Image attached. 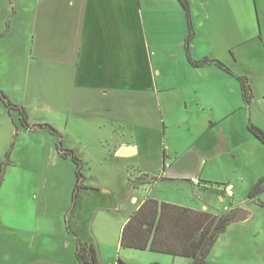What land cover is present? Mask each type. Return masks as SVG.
<instances>
[{
  "label": "crops",
  "instance_id": "crops-1",
  "mask_svg": "<svg viewBox=\"0 0 264 264\" xmlns=\"http://www.w3.org/2000/svg\"><path fill=\"white\" fill-rule=\"evenodd\" d=\"M187 2L189 14L180 0H0L3 92L24 106L31 123L57 118L63 146L75 151L84 170L93 167V157L102 152L126 163L124 190H101L86 177L69 217L77 237L96 244L101 263L113 246L115 252L128 248L121 245L124 226L148 197L217 215L242 207L249 213L241 221L252 225L257 235L264 231V208L249 197L264 176V144L249 129L253 123L264 131V0ZM188 15L194 30L191 56L221 60L234 75L214 63L191 64L186 53ZM238 75L249 79L254 94L249 104L243 100ZM15 125L20 134L0 184V240L10 247L13 231L26 229L15 206L16 192L22 193L28 217L42 216L43 208V219L48 215L40 201L37 207L30 201L37 196L33 187L40 176L18 171L16 153L20 151L19 158L29 166L43 159V154L32 159L34 154L53 148L60 165L77 170L70 157L61 156L56 140L23 127L20 114L9 111L1 100L0 166ZM123 125L130 136L121 140L116 132ZM105 141L112 147L100 148ZM23 145L26 148L20 150ZM126 147L134 152L121 156L119 151ZM133 167L139 170L135 179L129 176ZM75 180L60 203L63 218ZM227 183L234 185L231 196ZM4 190L14 197L9 204L3 200ZM259 200L264 202V192ZM126 202H132L131 213L106 226L105 218L120 213ZM101 214L105 216L98 218ZM237 222L229 223L217 238L207 264L220 240L235 229L230 224ZM63 224V247L55 258L42 257L46 245L41 243L28 256L29 241L17 234L16 253L0 251V264H79L77 237L65 231L64 220ZM72 245L70 254L63 251ZM111 255L110 264H130ZM183 258L192 264V258Z\"/></svg>",
  "mask_w": 264,
  "mask_h": 264
},
{
  "label": "rangeland",
  "instance_id": "rangeland-1",
  "mask_svg": "<svg viewBox=\"0 0 264 264\" xmlns=\"http://www.w3.org/2000/svg\"><path fill=\"white\" fill-rule=\"evenodd\" d=\"M43 118L44 121H39L36 123L45 122V123H51L52 125L56 126V128L60 127L61 122L57 118L51 120L52 122L47 121V118L45 117ZM101 131L107 132L106 129H102ZM33 132L32 134H34ZM36 132L37 135H39L38 133H42L41 135L49 137L50 140H52V142L53 140L57 139V137L55 135H52L51 133H47L41 130ZM116 134L118 135V139L121 140H123V138L128 139V137L130 136L129 128H127L126 125L119 126ZM104 143L105 144H103L102 142L100 143V148L109 149L110 147H112L106 145V141ZM24 148H26L25 145L20 146V150ZM51 151H55V152H51ZM11 153H10V159L12 158ZM20 153H21L20 151L16 153L17 155L16 159L18 161L17 170L22 172V174H28V175L32 174L35 177L40 176V179L33 187V193L36 190L38 191L37 196L32 197L30 201L34 203L36 202V207L38 205V201H40L42 204V208L45 207V210L48 212V215L45 216V219H43L44 216L43 215L44 208H43L42 216H40V214L37 213L36 216L32 215L28 217L27 214L24 213V211L26 210L23 206L24 198H21L22 193L16 192L17 199H15V206L17 209V213H19L18 217L20 220L23 219L24 221L23 225L24 227H26V229L21 228L13 231L14 238H13L12 247H10L9 243L5 245V243L2 242V240H0V251L3 253L5 252L7 254L9 252L16 253V249L14 246H16L17 243V234H19L24 236V238L28 239L29 241V246L27 248L28 256H31L32 250H35L37 244L41 243V245H46L45 253L42 255V257L55 258V256H57L58 254L59 248L63 247L61 246L62 245L61 238H59L61 237L59 235V232H61L62 230L63 220L66 226V228L64 227L65 231H67V233H70L72 237L75 238V235L72 234L71 231L68 229V223L66 222V216L71 217L72 214V212L70 211V207L66 213V216L63 218L62 216L63 211H61L60 209V203L66 201L68 195H70L69 188L70 186L73 185L71 183V180L76 179L77 170L74 171L70 167H67L65 165H60L58 162L59 157L58 154L56 153V149L53 148L49 149L47 147L45 151L37 152L36 154H34L31 157L32 159L35 155H40V154H43V159L41 163L31 162L29 166L27 165L28 160L27 161L23 160V157L19 158ZM93 158L95 160L94 166L93 167L87 166L85 167V170L83 169L82 171L83 174L85 175V178L87 177V181L89 183L97 184L101 190H103L102 189L103 187L105 188L111 186L113 190H117V191H121L122 187L123 190L126 188L125 182L128 176L126 173L127 169L125 167L126 163H124L123 160L115 158L110 153H106V152H102L98 154V156H95ZM133 162H135L136 166L138 165V159L134 158ZM9 164L10 163H8L7 165ZM138 171L139 170L137 167L135 168L133 167L129 172V176L135 179L136 172ZM47 180H50L48 184H46ZM18 186L19 184L17 183L16 187ZM71 194L73 198V190ZM102 196H104V194ZM13 199L14 197L12 196V194L9 193L8 190L3 191V200L5 201V203L9 204ZM131 203L132 202L123 203L122 211L120 213L115 212L113 215H108L105 218L104 224H106V226L109 222L113 226L118 224L116 222H118V220L123 218L125 214L131 213L132 210ZM47 204L49 205V209L46 206ZM259 206L263 208L261 204H258L257 207ZM0 207H2V201L0 202ZM102 215L105 216V214H101L100 216H98V218L102 217ZM69 224H70V219H69ZM249 225L250 224L247 225L242 221L230 224V227L235 229H233V232H231L230 235H225L220 240L219 244L216 247L215 252L212 253L211 258L209 257L208 264H264V243H262L264 242V231H262L263 233L261 232L260 234L257 235V233H254L253 230H250L253 229V226L252 225L249 226ZM258 226L259 223L258 224L256 223L255 227L258 228ZM87 230H89L88 226L86 228V231ZM119 234L120 231L118 229L114 233L116 240L119 237ZM230 242H233V245L231 247H229ZM41 245L39 244V247ZM113 247H114L113 251L111 250V252L106 255L105 259L103 260V263L101 264H110V261L112 259L111 258L112 253L114 254V257L116 255V259H117V255L119 256L120 262H124L122 260L123 258L124 260L128 261L130 264H154V263L191 264V259L183 258L179 256L166 255L164 253L151 252L149 251V249L133 250L131 248H125L122 251L115 252V246ZM72 250H73V245L70 246L69 248L68 246L65 247L63 251L67 254H70Z\"/></svg>",
  "mask_w": 264,
  "mask_h": 264
},
{
  "label": "trees",
  "instance_id": "trees-1",
  "mask_svg": "<svg viewBox=\"0 0 264 264\" xmlns=\"http://www.w3.org/2000/svg\"><path fill=\"white\" fill-rule=\"evenodd\" d=\"M188 11L187 0H180ZM189 14V11H188ZM189 17V35L186 38V53L189 61L194 66H206L216 64L231 74L230 67L216 58L195 59L190 54V42L194 36V30ZM241 81L244 101L249 104L254 98L249 79L246 76L238 75ZM0 100L5 104L9 111H17L20 114L21 125L29 131H45L57 137L56 145L59 153L63 157H70L76 164V185L73 189V198L70 211L73 212L78 201L79 190L85 185V175L83 174V161L77 156L73 149L63 146V135L60 129L51 123H31L28 112L24 106L13 102L0 88ZM15 137L12 138L10 148L6 153L5 160L0 168V184L4 180V170L11 162L10 153L14 149L16 138L19 136L20 129L15 125ZM250 131L264 144V131L260 126L250 123ZM264 192V176L258 179L249 197L258 200L264 208V202L259 200V195ZM70 212V213H71ZM236 214V210L230 213L212 214L209 211L196 210L194 208L182 207L178 204L166 203L148 197L144 203L131 215L124 226L121 234V245L133 249H147L164 254L179 255L193 259L192 264H207L208 255L212 252L218 237L229 226V220ZM69 216H66L68 229L77 237L75 231L69 224ZM77 248L76 257L79 264H101L98 254V247L93 242L76 238ZM159 264V263H154Z\"/></svg>",
  "mask_w": 264,
  "mask_h": 264
},
{
  "label": "water",
  "instance_id": "water-1",
  "mask_svg": "<svg viewBox=\"0 0 264 264\" xmlns=\"http://www.w3.org/2000/svg\"><path fill=\"white\" fill-rule=\"evenodd\" d=\"M132 152H134L133 148L126 147V148L121 149L119 151V154H121V156H124ZM248 213L249 212L246 209L239 207L237 209L236 214L229 220L228 223L235 222V221H241V220L243 221L248 217Z\"/></svg>",
  "mask_w": 264,
  "mask_h": 264
},
{
  "label": "built area",
  "instance_id": "built-area-1",
  "mask_svg": "<svg viewBox=\"0 0 264 264\" xmlns=\"http://www.w3.org/2000/svg\"><path fill=\"white\" fill-rule=\"evenodd\" d=\"M192 181L194 183H197V184H200L201 183V180L200 179H197V178H193ZM233 188H234V185L233 184H231V183H229V184L227 183L226 184V189H227L228 195H230V196L232 195Z\"/></svg>",
  "mask_w": 264,
  "mask_h": 264
}]
</instances>
